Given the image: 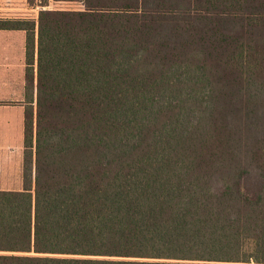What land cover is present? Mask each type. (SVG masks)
<instances>
[{
	"label": "trees",
	"instance_id": "obj_1",
	"mask_svg": "<svg viewBox=\"0 0 264 264\" xmlns=\"http://www.w3.org/2000/svg\"><path fill=\"white\" fill-rule=\"evenodd\" d=\"M26 32L21 190L0 264H264V0H74Z\"/></svg>",
	"mask_w": 264,
	"mask_h": 264
},
{
	"label": "crops",
	"instance_id": "obj_2",
	"mask_svg": "<svg viewBox=\"0 0 264 264\" xmlns=\"http://www.w3.org/2000/svg\"><path fill=\"white\" fill-rule=\"evenodd\" d=\"M39 6L31 9L25 0H0V17L37 19ZM0 41V190H21L26 32L0 30Z\"/></svg>",
	"mask_w": 264,
	"mask_h": 264
},
{
	"label": "rangeland",
	"instance_id": "obj_3",
	"mask_svg": "<svg viewBox=\"0 0 264 264\" xmlns=\"http://www.w3.org/2000/svg\"><path fill=\"white\" fill-rule=\"evenodd\" d=\"M25 1H26V3H28L30 5V7H32L31 9L35 8L36 4L41 5L45 2L49 3L46 8L78 9L81 6V4H79V2L74 1V0H28V2H27V0H25ZM40 8L41 7L39 6L38 14H39V11L41 10ZM31 13L33 14L35 12L31 11Z\"/></svg>",
	"mask_w": 264,
	"mask_h": 264
},
{
	"label": "bare ground",
	"instance_id": "obj_4",
	"mask_svg": "<svg viewBox=\"0 0 264 264\" xmlns=\"http://www.w3.org/2000/svg\"><path fill=\"white\" fill-rule=\"evenodd\" d=\"M1 42V41H0Z\"/></svg>",
	"mask_w": 264,
	"mask_h": 264
}]
</instances>
